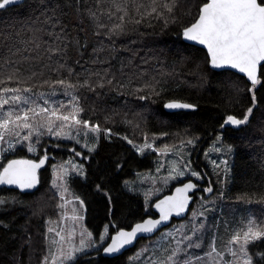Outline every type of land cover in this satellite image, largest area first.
I'll use <instances>...</instances> for the list:
<instances>
[{
  "label": "trees",
  "instance_id": "16d2710c",
  "mask_svg": "<svg viewBox=\"0 0 264 264\" xmlns=\"http://www.w3.org/2000/svg\"><path fill=\"white\" fill-rule=\"evenodd\" d=\"M166 3L170 12L163 7ZM206 3L156 0L153 5L152 0H123L128 13L123 21L111 0H23L21 5L0 9V58L15 61L0 67V78L16 70L15 79L0 84V89L31 88V95L57 93L62 99L59 102L72 95L82 109L81 121L99 126L93 152L74 140L54 138L42 131L34 142L37 156L23 147L4 154L0 171L13 158L46 157L47 163L40 171L38 188L32 192L0 186V264H41L46 221L59 217L61 200L48 179L51 165L74 157L77 151L82 153L85 175L72 176L69 184L84 204L86 226L96 237L107 224L111 238L153 216V205L147 210L144 197L128 192L124 183L151 171L157 155L138 154L127 139L153 141L157 146L195 140L193 157L202 163V152L220 135L223 143L233 148L229 195L252 203L255 209L264 207V202L259 203L264 201V64L258 83L251 85L234 72L212 70L207 52L184 41V30L198 19ZM153 6L157 11L147 15ZM121 23L122 28L113 31ZM49 33L59 34L61 39L56 41ZM57 45L62 55L49 60L47 48ZM9 48L20 52L13 56ZM56 61L65 68L57 72ZM67 67L73 70L70 75ZM56 79L76 87H53ZM85 81L87 86H81ZM170 100L197 109L168 112L164 105ZM245 115L248 120L239 128H223L228 116L242 119ZM203 166L196 164L201 173L205 172ZM146 240L126 255H88L76 264H128L129 256ZM251 248L254 264H264V238Z\"/></svg>",
  "mask_w": 264,
  "mask_h": 264
},
{
  "label": "rangeland",
  "instance_id": "374dc122",
  "mask_svg": "<svg viewBox=\"0 0 264 264\" xmlns=\"http://www.w3.org/2000/svg\"><path fill=\"white\" fill-rule=\"evenodd\" d=\"M25 95L29 94L25 93ZM44 96L48 99L49 105L53 107L61 103L68 105L62 109L64 114L71 110L72 95H68L63 102H59L62 99L58 97L57 93L44 94ZM5 110H7V106ZM80 114L79 112V119ZM61 124L66 126L63 127V134L58 137L54 133L60 130ZM88 125V127H84L83 124L76 125L71 121H56L53 133H46L54 138L74 140L84 150L93 152L97 147L99 132L93 131L94 126ZM19 131L22 142L11 138L14 147L8 148L7 142L6 146L0 145V163L6 152L16 151L20 147L26 148L31 156H37L34 143L37 134L33 133L29 140L23 141V136L29 130L20 129ZM39 131L42 133L47 130L40 128ZM107 132L112 134L110 130ZM127 141H131L130 144L141 154L155 152L157 155V162L151 171L139 173L133 180L124 183L128 192L140 193L144 197L147 210L152 207L153 198L155 200L160 194L162 195L170 189L173 184L180 181L192 178L199 184H205V187L212 186L210 187L212 190L207 194L200 193L194 208L186 218L173 222L153 238L143 241L129 256L128 264H173L167 258L176 249L181 250L175 257L178 264H183L186 260H191L192 264H204L196 257L205 256L212 247L222 253V256L217 258L219 264H224V261H238L239 264H243L242 254L233 257L229 252V248L233 250L238 248L235 244H229V240L232 234L239 231L249 218H254L257 221L264 220V207H262L263 210L257 209L260 213L252 203L233 199L229 195L233 148L224 144L219 135L202 152V163H196L198 161L193 157L197 144L195 140L185 141L176 146H157L155 142L146 140L134 142L127 139ZM30 147L33 150L30 151ZM81 154L77 151L74 157H68L64 161L51 165L50 184L52 183L51 187L53 186L61 200L59 217L46 221L47 236L41 264H52L53 260H55V264H76L78 260L85 259L88 255L97 257L110 240V224L104 227L98 237L87 228L85 206L70 188L69 180L72 176L85 175V165L82 162ZM194 161L197 165H204V173L196 168ZM181 173L183 174L181 175ZM261 239L255 240L247 246L248 254L252 257V264L254 261L251 245ZM81 241H83V245H81ZM195 244L200 246H190ZM60 248L63 250V255L58 251ZM73 249L77 250L72 251ZM70 251H72L71 259L68 258ZM205 258L207 259L206 256Z\"/></svg>",
  "mask_w": 264,
  "mask_h": 264
},
{
  "label": "snow or ice",
  "instance_id": "6c2138e0",
  "mask_svg": "<svg viewBox=\"0 0 264 264\" xmlns=\"http://www.w3.org/2000/svg\"><path fill=\"white\" fill-rule=\"evenodd\" d=\"M16 0H0V9H4L12 5ZM155 5L156 0H152ZM175 0H172L174 3ZM115 11L122 13L119 16L120 21L124 20L127 15V9L123 7V0H111ZM169 12L172 10L170 4L163 5ZM138 11V9H137ZM155 6L151 8V15L156 12ZM95 17V13H91ZM112 13H109L111 18ZM137 23L140 21L137 20ZM117 28H122L121 24H116L113 31ZM54 36L56 41L61 39L59 34L49 33ZM183 35L190 41H198L199 44L205 45L211 54V64L215 67L230 66L234 69H239L240 72L246 73L249 80L253 85L257 82V68L261 62H264V0H209L208 3L202 5L198 19L191 26H189ZM13 56L19 54L20 49H8ZM63 50L57 46H49L47 48L48 59L52 60L53 56L62 55ZM10 57L0 58V67L4 64L9 66L13 65ZM59 64L55 70L65 68L64 64ZM66 72L70 75L72 73L71 67H67ZM16 70L13 68L7 75L0 78V84L7 85L8 82L15 79ZM99 75V73H97ZM109 83L111 81L109 80ZM60 85L63 88H74L76 85L68 83L65 79H56L52 82V86ZM87 86V81L84 85ZM103 87V83L99 84ZM28 93L29 95H25ZM31 88L21 89L19 87L4 86L0 89V145L7 141L8 148L14 147L11 138H16L17 142L20 141V129L29 130L24 136L23 141L31 138L33 133L39 136L40 128H46L48 133H53V127L56 121L74 123L76 125L83 124L88 127V121H81L78 118V113L82 111L79 107L75 97L72 98L71 110L64 114L62 109L68 107L65 104H56L54 107L49 106L48 99L45 98L43 93L39 95H31ZM67 94V93H66ZM142 99L144 97H141ZM7 106V110L6 109ZM168 108H188L190 105L170 103ZM251 109H249V114ZM54 118V119H53ZM248 120V115L242 119H237L233 116H228L226 123L231 125H242ZM41 121H43L41 123ZM65 124L59 126L60 130L55 131L56 136L63 134V127ZM99 126L93 127V131H98ZM131 143V141H129ZM29 150H33L31 147ZM44 160L40 163H35L31 160H12L0 172V184H15L22 189L34 188L37 184L36 170L41 167ZM183 173H181L182 175ZM194 185L188 184L184 189H177L178 193L186 192L188 189L193 188ZM211 191L212 189H207ZM188 203L186 196L179 198H169L168 201H162L156 207L161 210L160 220H148L145 223L137 224L135 229L130 232L121 231L119 235L113 240L110 247L106 249L108 252H116L125 244L131 243L137 236V233L152 232L162 221H167L172 212L177 215L182 213ZM167 204V208L162 205ZM264 238V220L257 221L254 218H249L246 224L237 232L233 233L229 244L238 246L236 250L229 248V252L233 257L242 254L244 258L243 264H252V257L248 254V245L255 240ZM63 239V237H61ZM190 239V238H188ZM83 245V241H81ZM199 247V244L190 245ZM77 249H73L75 251ZM63 255L62 248L58 249ZM72 251L68 253V258L71 259ZM180 249L173 251L168 256V260L173 264H178L175 260L176 255ZM207 257V259L205 258ZM205 256H197L196 259L203 261L204 264H219L218 257L222 253L218 252L215 247L207 252ZM55 264V260L52 261ZM183 264H192L191 260H186ZM224 264H239L238 261H224Z\"/></svg>",
  "mask_w": 264,
  "mask_h": 264
},
{
  "label": "water",
  "instance_id": "95a60500",
  "mask_svg": "<svg viewBox=\"0 0 264 264\" xmlns=\"http://www.w3.org/2000/svg\"><path fill=\"white\" fill-rule=\"evenodd\" d=\"M209 2V0H207V3ZM23 3V0H16V2L12 5H9L7 6L6 8H9V7H13V6H17V5H21ZM196 22V21H195ZM191 26V25H190ZM188 28V27H187ZM186 28V29H187ZM185 29V30H186ZM184 30V31H185ZM184 41L187 43V44H190V45H193V46H196V47H200L202 49H204L207 54H208V57H209V61H210V68L214 71H218V72H221V71H231V72H234L238 75H241L243 77L246 78V80L251 84L252 82L249 80V78L247 77V74L246 73H242L239 71V69H234V68H231L230 66H223V67H215L211 64V54L209 53L207 47L205 45H201L199 44L198 41H190L188 40L185 36H184ZM264 62H261L260 65H258V68H257V82L255 83V85L258 83V80L260 78V74H261V68L263 66ZM170 103H177V104H185V105H190L191 107H188V108H174V109H170L167 107L168 104ZM164 108L166 109V111L168 112H179V111H193V110H196L197 107L194 106L193 104H190V103H187V102H183V101H177V100H170L168 102L165 103L164 105ZM235 117V116H233ZM237 119H239L238 117H235ZM243 125V124H242ZM242 125H231V124H228L226 122H224L223 124V128L225 127H231V128H239L240 126ZM12 160H31L35 163H40L41 160H44V163L41 165V167H39L37 170H36V175H37V184L34 188H31V189H22L20 188L18 185H15V184H0L1 187H7V188H10V189H15V190H18L20 192H23V193H28V192H32L34 191L36 188H38L39 184H40V171L41 169L45 166V164L47 163V158L46 157H42L40 159H30V158H13L11 160H9L4 167L7 166V164L12 161ZM3 167V168H4ZM2 168V170H3ZM2 170L0 172H2ZM188 184H192L194 185L193 188L191 189H188L186 192H183V193H178L177 192V189H184L186 185ZM197 189V183L195 180L193 179H188V180H185L184 182H181L179 184H177L172 190L171 192L167 193V194H164L163 196L159 197L157 200H155L154 204H153V211H154V214L153 216H148L146 217L144 220L140 221V222H137L136 224H134L131 228L129 229H121L119 230L118 232L114 233L109 242L106 244V246L103 248L102 252L100 253L102 256L104 257H108V258H115V257H119V256H122L124 255L125 253L129 252L130 250H132L133 248L136 247V245L143 239H149V238H152L154 237L155 235H157L161 230H163L164 228L170 226L174 221L176 220H182L184 218H186L190 211H191V208L195 202V196H194V193ZM180 196H186L188 198V203L186 205V208L185 210L180 213L179 215H177L175 212H172L169 219L167 221H162L152 232H146V233H137V236L136 238L129 244H125L123 247H121L118 251L116 252H108L106 251V249L108 247L111 246L113 240L119 235V233L121 231L123 232H130L132 230L135 229V226L137 224H142V223H145L146 221L148 220H160V217L162 215L161 213V210L158 209L156 207L157 204H161L162 201H168V199L171 197V198H179ZM162 207H165L167 208V204H164L162 205Z\"/></svg>",
  "mask_w": 264,
  "mask_h": 264
},
{
  "label": "flooded vegetation",
  "instance_id": "af4514ba",
  "mask_svg": "<svg viewBox=\"0 0 264 264\" xmlns=\"http://www.w3.org/2000/svg\"><path fill=\"white\" fill-rule=\"evenodd\" d=\"M196 181V180H195ZM196 183H197V189H196V191H195V193H194V196H195V201H196V198L199 196V195H205V194H207L208 193V190L207 189H209L210 187H212V186H210L209 188L208 187H205V184H199L197 181H196ZM201 193V194H200Z\"/></svg>",
  "mask_w": 264,
  "mask_h": 264
},
{
  "label": "bare ground",
  "instance_id": "6f19581e",
  "mask_svg": "<svg viewBox=\"0 0 264 264\" xmlns=\"http://www.w3.org/2000/svg\"><path fill=\"white\" fill-rule=\"evenodd\" d=\"M221 127H222V126H221ZM141 136H142V135H141ZM137 152H138V151H137ZM147 170H148V169H147ZM48 179H50V178H48ZM49 181H50V180H49ZM51 184H52V183H51ZM49 185H50V184H49ZM173 185H174V184H173ZM52 188H53V186H52ZM170 189H171V188H170ZM167 192H168V191H167ZM132 194H133V193H132ZM139 194H140V193H139ZM105 195H106V194H105ZM137 195H138V194H137ZM140 195H141V194H140ZM160 195H161V194H160ZM162 195H163V194H162ZM138 197H139V196H138ZM156 198H157V197H156ZM240 199H241V198H240ZM252 200H253V199H252ZM151 201H152V200H151ZM245 201H246V200H245ZM256 201H258V200H256ZM260 201H261V199H260ZM153 202H154V198H153ZM153 202H152V203H153ZM251 202H252V201H251ZM263 202H264V201H261V202H259V203H262V204H263ZM257 203H258V202H257ZM259 205H260V204H259ZM256 206H258V205H256ZM256 206H255V207H256ZM260 206H262V205H260ZM252 207H253V206H252ZM257 208H258V207H257ZM259 209H260V208H259ZM253 210H255V209H253ZM256 210H257V209H256ZM256 210H255V211H256ZM262 210H263V209H262ZM257 211L260 212L259 210H257ZM260 213H261V212H260ZM263 213H264V212H263ZM125 255H126V254H125Z\"/></svg>",
  "mask_w": 264,
  "mask_h": 264
},
{
  "label": "built area",
  "instance_id": "2783aa9c",
  "mask_svg": "<svg viewBox=\"0 0 264 264\" xmlns=\"http://www.w3.org/2000/svg\"><path fill=\"white\" fill-rule=\"evenodd\" d=\"M139 153V152H138Z\"/></svg>",
  "mask_w": 264,
  "mask_h": 264
}]
</instances>
